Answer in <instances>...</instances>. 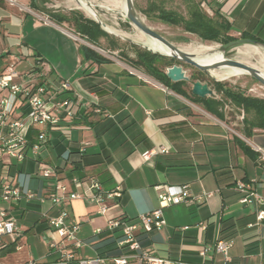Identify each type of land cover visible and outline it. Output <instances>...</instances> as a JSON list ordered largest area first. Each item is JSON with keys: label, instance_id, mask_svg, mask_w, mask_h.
I'll list each match as a JSON object with an SVG mask.
<instances>
[{"label": "crops", "instance_id": "obj_1", "mask_svg": "<svg viewBox=\"0 0 264 264\" xmlns=\"http://www.w3.org/2000/svg\"><path fill=\"white\" fill-rule=\"evenodd\" d=\"M26 1L16 0L12 4L0 0V75L13 68L20 76L36 74L35 83L39 85L59 86L67 81L72 91L66 97L75 98L89 108L88 118L65 121L62 130L52 131L48 136L47 163L58 170L59 180H68L69 191L81 196L65 206L67 226L80 227L76 236L83 247L78 257L87 245L92 249L90 258L97 256L98 236L108 230L109 219H137L160 207L159 188L175 192L187 186L192 197L212 195L192 208L194 214L188 207L192 219L202 214V220L183 227L166 224L160 231L161 240L153 239L152 234L159 232L155 231L143 241L149 244L147 247L155 246L159 255L170 256L171 237L177 230L188 228L197 231V242L183 245L180 251L198 256L199 240L204 244L223 240L222 229L230 221L228 226L236 223L230 230L234 233L230 238L234 241L230 252L232 264H264V222L257 223L256 206L240 203L243 196L235 185L243 181L264 197V157L260 152H264V130L256 129L248 138L243 129L236 130L237 125L228 123L225 116L222 121L199 104L203 113L193 94L191 97L177 94L156 79L118 63L106 55L107 51L85 44ZM231 3L234 5L228 18L234 23L231 34L235 37L247 34L263 40L264 0H231ZM245 15L250 18L247 23ZM82 47L107 61L85 59ZM97 105L103 114L93 112ZM35 138L33 132L32 141ZM82 143H89L84 153L80 152ZM240 143L251 149L250 155L242 153ZM161 147L168 152L150 161L143 159V154ZM51 149L56 154L54 161H50ZM28 163L31 172L26 170ZM38 171L33 158L15 164L13 169L21 185L42 195L48 191L49 183L39 178ZM33 173L36 183L26 185L27 177ZM72 178L95 179L106 192L120 188L122 197L107 215H99L98 207L85 199V188L76 189L71 184ZM56 214L57 210L49 203L38 200L15 207L23 249L16 252L10 245L0 251V262H53L56 251L51 245L58 243L60 237L50 227L47 217ZM200 225L204 228H199ZM237 235L240 237L236 239ZM32 243L42 247L46 255L35 258L31 253ZM206 262L223 264V259L215 255Z\"/></svg>", "mask_w": 264, "mask_h": 264}, {"label": "built area", "instance_id": "obj_2", "mask_svg": "<svg viewBox=\"0 0 264 264\" xmlns=\"http://www.w3.org/2000/svg\"><path fill=\"white\" fill-rule=\"evenodd\" d=\"M212 1H216L221 6L220 12L229 18L234 7L231 0ZM9 2L16 4V0H9ZM210 3L211 0L203 3L202 8L213 15ZM41 64L39 61L38 65ZM17 79H22L23 82L16 83ZM35 79L36 74L20 76L13 68H9L0 75V205H6V207L0 206V251L7 249L10 245L15 247L16 252L23 249L20 243L22 234L14 209L23 202L30 203L38 200L49 203L57 210L55 216L47 217L50 227L60 237L58 243L51 245L52 250L56 251V259L50 263L31 261L23 264H129L131 261L141 264H208L207 259L215 255L222 257L223 264L233 263L230 252L234 247V241L230 239L217 240L212 245L204 244L199 240L196 250L200 259L198 263L185 262L181 258L171 260L170 256L159 255L155 246H143L142 235L161 231L166 226L163 218L165 208L183 203L187 206H196L205 203L212 196L204 194L192 197L187 186L175 192L170 188H159L160 207L138 217L133 223H128L123 218L108 220V231H120L122 238L118 246L126 247L127 255L116 259H104L99 256L88 259L79 258L78 251L82 249L83 243L77 239L76 235L80 227L79 225L67 226L65 206L81 199V196L77 192L69 191L68 186L59 180L58 170L47 163L50 156L48 136L52 131L62 130V124L65 121H75L83 111L88 114L89 108L75 98H60L72 91L69 82H62L59 86H48L36 84ZM93 112L103 114L98 105ZM33 132H36L34 141L31 139ZM88 146L89 143H82L80 152L84 153ZM166 152L168 149L157 148L143 154V159L150 161L152 157ZM260 152L264 157V152ZM30 158L38 164L39 178L49 183V189L45 194L41 195L40 192L21 185L19 177L13 172L15 164H22ZM71 184L76 189L85 188V199L97 206V214L102 216L107 215L110 209L116 206V201L122 197L120 188L106 192L95 179L72 178ZM236 189L243 196L240 203L256 206V221L264 222V197L243 181L236 182ZM199 228L203 229L204 225H200ZM187 230L188 228H184L181 231ZM5 236L10 238L11 243L3 241Z\"/></svg>", "mask_w": 264, "mask_h": 264}, {"label": "rangeland", "instance_id": "obj_3", "mask_svg": "<svg viewBox=\"0 0 264 264\" xmlns=\"http://www.w3.org/2000/svg\"><path fill=\"white\" fill-rule=\"evenodd\" d=\"M85 1H87L92 6V8L99 16V18L106 25L115 29L117 32L124 35L125 37L130 38L135 42H137L136 41L137 37L143 36L144 38H147L134 26L129 24L128 21L125 19V12L123 11L122 8L124 0H85ZM196 1L200 2V0H196ZM26 2L31 3V0H27ZM38 2L41 8L50 12H56L65 15V14H69L71 11H75L81 13L85 18L93 20L91 17H89V15L86 12L79 9L77 5L73 2V0H38ZM134 3L137 12L141 16V18L145 20L146 24L153 31L157 32L158 34L163 36L166 40H168L170 43H172L173 45L177 46L180 49L187 50L186 48L193 49V47H199V46H215V48H217L220 52H223L226 55L227 59H233L238 62L246 59L245 58L246 56H244L243 54L244 53L243 51H245L246 49L254 48L257 49L260 53L264 54V46L260 47L258 45L256 46L249 44L230 47L227 48L225 51H223L222 50L223 44L203 41L198 36L185 32L181 27L169 25L162 22L157 18L159 12L150 11L152 5H154L157 6L158 8L165 9L167 11H175L180 14L186 15L187 5L185 0H134ZM211 5L213 9H217L219 4L216 1L211 0ZM46 16L49 17L48 15ZM48 19H50V17ZM249 20L250 18L247 15H245L244 22L247 23ZM57 25H59L67 32L75 36L77 39L83 41L85 44L93 46L98 50L102 49L104 51H107L106 55L108 57L114 58L118 63L127 65L133 68L135 71L139 72L140 74L151 77L146 73L144 68L137 65H132L130 63V61L139 60L137 49L141 51L149 52L146 49L140 46L129 44L119 39L118 40L120 41V44L116 49H113L112 46L104 39L100 40V47L102 48H99L97 46L90 44L86 40H83L78 34H76L72 26L68 24H57ZM237 38L240 39V37ZM153 55H156L158 57L154 60V62L156 67L160 71L166 73L167 69L175 65L181 66L183 68V71L185 72L186 77L189 79V81L183 82L179 88L183 91H186V93L190 97L192 96L193 85L196 82H201L202 84L208 85L210 89L213 90L215 93V96L212 98L216 99L222 105L220 107V112L223 113V115L225 116V120L228 123H232V124L235 123L237 125L235 127L236 130L243 129V127H238V125L240 126L243 125L242 123L244 120L243 118L244 114L243 112L239 111L231 101H226L223 94H219L217 92L216 85H223L225 90H232L237 93H242L245 96L264 99V87L249 75L238 76L235 78H231L229 80L217 81L212 76L203 73L202 71L190 65L179 63L178 61L166 56L157 55V54H153ZM257 58L258 56H254L253 58H247V62L252 66H258ZM66 96L67 94L65 93L60 98H65ZM195 104H197V106H199V108L203 110V113H205L204 109L199 105V103H195ZM51 152L52 155L50 161H54L56 158L55 157L56 154L53 149H51ZM242 153L246 156L244 151H242ZM26 170L27 171L30 170V172L32 171L31 167L29 166V163L27 164ZM238 170L239 169L236 168L237 174H239ZM248 170L250 173L253 172V166L251 164L248 167ZM34 177H35V173L29 175L26 180V185H34V183H36V179H34ZM21 179L23 181V177ZM63 182L68 186V188L70 187L68 180H65ZM199 185L201 184L199 183L198 186H196L197 190H200ZM202 217H203L202 214H198L197 219H192L188 210V206L187 204L184 203L172 207H167L165 211H163V218L166 220V224H168L170 227H174V226L183 227L185 224H195L201 221ZM107 227H108V222H107ZM152 237L154 240L157 241L161 240L160 231L153 233ZM238 237H240V235H237L236 239ZM30 239L33 240L34 237H30ZM3 241L5 243H11V240L8 236L3 237ZM31 253L35 258H38V256L46 255L45 250L42 247H39L38 245L34 246L33 243L31 245ZM80 256L81 259L90 258L92 256V249L90 248V246L88 245L85 246ZM129 264H141V263L137 261H131Z\"/></svg>", "mask_w": 264, "mask_h": 264}, {"label": "trees", "instance_id": "obj_4", "mask_svg": "<svg viewBox=\"0 0 264 264\" xmlns=\"http://www.w3.org/2000/svg\"><path fill=\"white\" fill-rule=\"evenodd\" d=\"M187 14L183 15L175 11H167L165 9L158 8L157 6L152 5L150 11L159 12L158 19L162 22L181 27L185 32L194 34L198 36L201 40L206 42L218 43V44H229L240 39H248L258 42L264 46V39H260L255 36L242 34L240 39L233 36L231 33L234 30V23L231 22L225 15L220 12L221 6L218 5L217 9H213L211 3V10L213 15L209 14L202 8L203 3L208 2V0H185ZM31 7L39 12H42L50 17L52 21L57 24H68L72 26L76 32L83 40H86L90 44L100 47V40H106L113 49L118 48L120 41L115 37L110 36L104 32L100 25L95 21L85 18L81 13L71 11L69 14H61L56 12L47 11L39 6L38 0H31ZM138 50V61H130L132 65H137L145 69L146 73L159 81L161 84L170 88L177 94L182 96H187V93L181 90L179 87L183 83H172L166 76V73L160 71L154 60L158 58L156 55H153L149 52ZM82 52L85 59H92L98 63H104L107 60L101 57L100 55L94 53L87 47H82ZM217 92L223 94L226 101H231L234 106L244 114L243 120V132L245 135L250 138L253 135V131L264 130V99L254 98L250 96H245L242 93H237L232 90H225L223 85H216ZM196 103L201 104L207 112L218 117L220 120L224 121V115L220 112V107L222 106L214 98L209 99H199L194 98ZM88 118V114H85L83 111L77 120ZM241 149L245 152L246 155L251 154V149L246 145L240 143ZM85 180V179H82ZM236 185V183H235ZM191 213L194 214L192 209L194 206H188ZM124 221L128 223H133L136 219L123 218ZM230 221L225 222V228L222 229V234H225L223 240H228L234 236V233H231L230 230L236 226V223L229 225ZM211 225L207 227L210 229ZM190 229V228H189ZM155 232V231H153ZM153 232L142 235L141 241L144 247H147L149 244L143 242L147 241L148 235ZM230 232V233H228ZM100 242L97 246V256L104 259H116L121 258L128 254L126 247L120 248L118 246L119 241L121 240V234L119 230L110 232L105 231L99 234ZM211 237H208L210 241ZM197 242V231H185L182 232L181 229L177 230L169 241V255L171 260H178L181 258L185 262L189 263H198L199 258L194 254H187L181 252V247L183 245H193ZM207 243V244H213Z\"/></svg>", "mask_w": 264, "mask_h": 264}, {"label": "water", "instance_id": "obj_5", "mask_svg": "<svg viewBox=\"0 0 264 264\" xmlns=\"http://www.w3.org/2000/svg\"><path fill=\"white\" fill-rule=\"evenodd\" d=\"M77 3L79 5H81L80 0H77ZM124 3H125V19L128 21V23L131 24L132 26H134L137 30H139L148 39L155 40V41L161 43L162 45H164L165 47H167L168 49H170L174 54L169 58H172V59L178 61L179 63L190 65V66H192V67H194V68H196V69H198V70H200L203 73H206L208 75H210L209 72L211 70H216V69L223 67V66L224 67H231V68H238V69H241V70H244L245 72H247V74L249 76H251L260 85H262L264 87V77H262L261 73L258 70L254 69L252 67H249L245 64H242L238 61H235L233 59H226L225 61H223V63L215 64L212 66H205V65L199 64L198 62L195 61V57L193 55H190L188 53L183 52L180 48H178L177 46L170 43L163 36H161L160 34H158L155 31H153L146 24L145 20L143 18H141V16L137 12V10L135 8L134 0H124ZM89 8H92V6L89 5ZM93 20L98 25H100L101 29L104 32L115 37L116 39L122 40V41L127 42V43L132 44V45L140 46V47L146 49L147 51H149L153 54L166 56V55H163L161 53L153 52L151 49L145 47L141 43L135 42L134 40H132L130 38H127L125 36H119L115 33L107 31L105 29L106 25L103 24V22L100 20L99 16H96ZM245 44L263 46V45L259 44L256 41H253V40L240 39V40H237L235 42L223 45L222 50L225 51L227 48L236 47V46L245 45ZM166 57H168V56H166ZM166 76L172 83H181V82H188L189 81V79L186 77L185 72L183 71V68L181 66H177V65L172 66L171 68L167 69ZM192 94H193V96H195L199 99L212 98L215 96L214 91L211 90L208 85L202 84L201 82H196L193 85Z\"/></svg>", "mask_w": 264, "mask_h": 264}, {"label": "bare ground", "instance_id": "obj_6", "mask_svg": "<svg viewBox=\"0 0 264 264\" xmlns=\"http://www.w3.org/2000/svg\"><path fill=\"white\" fill-rule=\"evenodd\" d=\"M80 1H81V5H79L77 3V0H73V2L77 5V7L79 9L83 10L84 12H86L89 15V17H91L92 19H94L96 16H98L93 8H89L90 4L87 1H85V0H80ZM122 8H123V11L125 12V3L124 2H123ZM103 24H105V23L103 22ZM105 29L107 31L115 33L119 36H124L108 25H106ZM136 41L138 43H141L145 47L151 49L153 52L161 53V54L166 55L168 57H171L174 54L170 49H168L167 47H165L164 45H162L161 43H159L155 40L144 38L142 36V37H137ZM186 49L187 50H183V49H181V50L185 53L193 55L195 57L196 62H198L201 65H205V66H212L215 64H221V63H223V61H225L227 59L226 55L224 53L220 52L217 48H215V46H199V47H193V49H188V48H186ZM243 52H244L243 53L244 56H246L245 57L246 59H244L243 61H240V63L245 64L249 67H252V68L258 70L261 73L262 77H264V54L260 53L257 49H254V48L253 49H246ZM254 56H258V58H257L258 66H252L247 62V58H253ZM209 73H210V76H212L217 81L229 80L231 78H235L238 76L248 75L247 72H245L244 70H241L238 68L224 67V66L220 67L216 70H211Z\"/></svg>", "mask_w": 264, "mask_h": 264}]
</instances>
